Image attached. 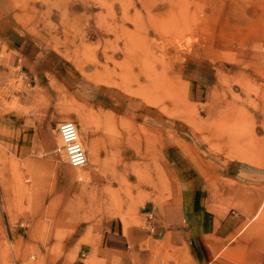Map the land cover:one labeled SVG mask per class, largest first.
I'll return each mask as SVG.
<instances>
[{"label":"rangeland","instance_id":"1","mask_svg":"<svg viewBox=\"0 0 264 264\" xmlns=\"http://www.w3.org/2000/svg\"><path fill=\"white\" fill-rule=\"evenodd\" d=\"M198 212L264 264V0H0V264H186Z\"/></svg>","mask_w":264,"mask_h":264},{"label":"crops","instance_id":"2","mask_svg":"<svg viewBox=\"0 0 264 264\" xmlns=\"http://www.w3.org/2000/svg\"><path fill=\"white\" fill-rule=\"evenodd\" d=\"M95 155L102 156V155H105V153L98 152V153H95ZM106 155H109V154L107 153ZM202 216L203 215L199 213L196 218V222H194V218L191 217L190 222L194 230H193V235L190 237V241L189 239L188 241H186L187 242L186 246H187L188 255H189L188 257L189 260L186 261V264H230L229 262L222 260V257H219V256L222 254H226V255H229V257H231L232 253L234 252L244 251L245 253L246 251L245 249L247 245L249 244V243L247 244L246 242L244 245H242L241 243L239 245H237V243L228 245L225 248V250L221 251L220 254L218 255V252L215 248L216 247L215 240H211V237L209 235L210 233L215 234L216 231L219 230V229L217 230L216 219L213 218V226L209 228L208 224L205 223L207 221L206 217H208V215L205 214L203 216L204 217L203 221H202ZM229 224L230 223L225 224L227 228L224 230L225 233H227L226 231L229 230ZM220 226H222V223L220 224ZM151 235L154 238H158V237L164 238L166 235V228H164V225L162 224H156V226L151 227ZM207 236L210 239V241L208 240ZM249 245L251 247V244ZM243 247H244V250H242ZM124 248L125 247H123V245H117V246L111 247L113 251H121ZM106 250L110 251V247L106 246Z\"/></svg>","mask_w":264,"mask_h":264},{"label":"built area","instance_id":"3","mask_svg":"<svg viewBox=\"0 0 264 264\" xmlns=\"http://www.w3.org/2000/svg\"><path fill=\"white\" fill-rule=\"evenodd\" d=\"M62 144L56 148L57 153H63L75 168H81L88 163L87 152L85 150L78 124L71 119L61 121L57 127Z\"/></svg>","mask_w":264,"mask_h":264}]
</instances>
